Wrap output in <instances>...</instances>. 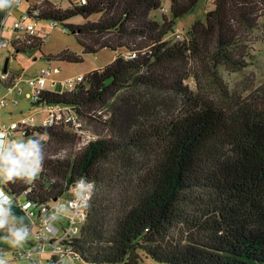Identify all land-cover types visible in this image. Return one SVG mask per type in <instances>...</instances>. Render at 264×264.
I'll use <instances>...</instances> for the list:
<instances>
[{
    "label": "trees",
    "instance_id": "16d2710c",
    "mask_svg": "<svg viewBox=\"0 0 264 264\" xmlns=\"http://www.w3.org/2000/svg\"><path fill=\"white\" fill-rule=\"evenodd\" d=\"M201 1L170 0L171 18L163 13L161 20L152 14L162 0H71L67 9L40 0L27 11L54 26L81 17L82 24L66 27L83 54L128 53L73 90L43 91L32 104L70 108L84 130L96 121L102 126L89 132L94 140L83 145L71 123L38 128L48 136L39 175L2 185L13 200L30 188L28 199L44 204L81 177L92 181L86 222L66 241L81 262L139 264L144 255L162 264H264V85L244 95L218 72L249 67V37L264 0H214L188 38L168 40ZM28 39L12 41L13 49L44 45L35 34ZM39 243L31 233L13 259Z\"/></svg>",
    "mask_w": 264,
    "mask_h": 264
},
{
    "label": "rangeland",
    "instance_id": "374dc122",
    "mask_svg": "<svg viewBox=\"0 0 264 264\" xmlns=\"http://www.w3.org/2000/svg\"><path fill=\"white\" fill-rule=\"evenodd\" d=\"M49 1L55 5H58L59 7H62V9H67L70 6L69 1L71 0ZM39 2L40 0H24L23 4L20 7L15 8L14 15L9 19L6 25V30L3 33L6 38L14 40L16 36L23 35L22 32H16L14 30L10 31L9 27L14 24V22L21 16V14L27 13V11L31 7H34ZM170 5V0H162V7L166 10V12H163L162 9L154 12L152 16L157 20H161L162 14L165 13L169 18H171ZM213 9L214 5L210 0H202L195 8L193 13L176 21L174 28L175 33L172 36L170 35V37H168V40L181 41L188 38L189 30L191 26L196 22V20H205L206 14ZM38 22L39 23H37V30L35 35L39 38H42L44 41V45L43 47H41V49L34 48L29 49L24 53H17L16 50H14L12 46H10L8 51L0 52V78L1 75L4 74L6 62L7 60H9L7 65L8 73L16 75L23 81L21 85V88L23 89L22 95H8L7 89L4 88V85L0 80V99L8 98L10 100L6 108L0 107V131L4 126L17 124L25 118L33 117L36 120L37 124H40L46 118V113L43 111L44 106L33 107V99H30L26 96L27 93L31 92V89L27 86L26 81L36 78L42 69L51 71V75L47 79L45 89H48L51 92L62 93L70 90V86H62L65 84V82L72 79L74 81L80 76L83 77L84 75H87L93 71L105 68L107 65L111 64L114 61L115 57L120 53H123L125 55L128 54L125 50L116 53L109 49H104L97 54H83V49L78 43L77 38L70 32L68 27H66L67 24H82L83 19L81 17L73 18L65 24L54 23L55 26L48 21ZM177 34H180L181 38L178 39ZM18 42L21 44L23 43L22 41ZM249 45L251 47V54L253 55V58L250 60L249 67L244 72L231 73L225 68H220L218 70L219 76L231 90H234L238 93H243L244 95H248L250 92L257 90L259 87L264 85V16L260 18L259 26L252 32L251 36L249 37ZM66 53L82 56L83 61L80 63H69L66 61L57 60L58 56ZM51 58L56 59L51 60ZM54 82H57L56 86H54ZM187 83L193 90H197L194 79H190ZM14 99L18 101V105L13 104L12 101ZM95 122L88 121L85 123L88 131H86L87 129H83V131L81 130V133L80 131H78V133H80L83 138V145L89 143L88 139L91 136L89 132L101 131L100 127L102 125L98 123L95 124ZM76 123L78 129L80 130L83 126V123L79 121H76ZM26 200L28 199L24 196H21L14 199L12 205V213L17 217L22 218L25 225L30 221H28V219L26 220V218L19 213V204L27 202ZM59 204L66 205V201L62 200ZM71 220L72 219L68 212L67 215H61L59 217V221L58 223H56V225L60 227L62 224V227L67 228L68 231L69 228L78 226V224L74 225ZM83 225L84 223L81 225L80 230ZM34 232L39 233V235L43 238L47 237V235L39 226H34ZM58 238H60V236H58ZM16 249L18 248H10L7 244L0 242V254L6 256L7 260L9 261L8 264H31V262H29L28 260L13 261V252ZM50 259L51 256L47 251L43 252L41 255L34 254L32 257L33 261L46 262ZM66 264L86 263L81 261L75 262L70 259L66 262ZM139 264L162 263H156L151 258L142 255V260L139 262Z\"/></svg>",
    "mask_w": 264,
    "mask_h": 264
},
{
    "label": "built area",
    "instance_id": "2783aa9c",
    "mask_svg": "<svg viewBox=\"0 0 264 264\" xmlns=\"http://www.w3.org/2000/svg\"><path fill=\"white\" fill-rule=\"evenodd\" d=\"M10 1H12L13 6L4 10L3 17L0 19V52L3 50H8L9 47L12 46V41H22V38L19 36H16L14 40L11 41L3 34L7 19L12 15L14 9L20 7L24 2V0ZM210 1L214 2L213 0ZM39 14L40 12L38 10H34V13H32V15H30L29 13L21 15V17L14 22L11 30L22 32L27 36H33L36 33L37 28V22L35 21V18H37ZM177 38H181L180 34H177ZM50 75L51 71L42 69L36 78L26 81L27 86L31 89V92H29L26 96L30 99H33L34 103L37 101V97L43 91L48 90L45 89V86ZM82 78L83 77L80 76L74 81L73 79L69 80L62 86H70V90H73L74 84L76 86L82 80ZM0 80L5 89H7L8 95H22L23 89L21 88V85L23 81L16 75L12 73H4L3 75H1ZM56 84L57 82H54V86H56ZM9 101L10 100L8 98L0 99V107H7ZM12 102L14 105H18V101L16 99H14ZM43 111L46 113V118L40 124H37L36 120L33 117H29L22 119L17 124L4 126L1 131H3L6 134L7 139L10 140L39 135L41 140L43 141H47L48 136L43 132L37 131L38 128L45 129L51 128L61 123H71V125L67 124L68 126H71V129H69L71 132L73 131L75 133H78V131H80L81 133V130L83 131L82 127L80 130L78 129L76 123V121H78L77 114L75 115V113L70 108L62 105H48L43 107ZM88 140H94V137L90 136ZM73 189H75V186L70 189L68 194L63 196L61 199L44 204L33 202L28 199V196H30V188L26 189L23 192L22 196L28 199L26 201H31L32 206L30 208L24 209L23 202V204H19V209L24 212L28 221H30L27 226H29L32 235L37 240H41L43 243H39L34 249H24L21 251H17V253L15 254V259L13 261L28 260L29 262H31V264H66V262L71 259L72 261L79 262L80 259L75 254L73 247L70 244L66 243V241L69 240V238H71L72 236L78 235L81 225L86 222L87 213L85 208L73 207L69 210L72 223L74 225L78 224V226L71 227L68 231L67 228L62 227V224L60 227L56 225V223H58L59 221V218L47 224L44 222V217L52 215L55 212L57 206L60 205V201L65 200L66 205L64 206L67 207L69 202L76 200ZM83 199L84 195H81L80 200H77V204H79ZM35 225L39 226L44 231V233L47 235L46 238H43L39 235V233L34 232ZM58 236H60V238H58ZM45 251L50 254V260L46 262L32 260L34 254L41 255ZM0 256L7 259L2 254H0Z\"/></svg>",
    "mask_w": 264,
    "mask_h": 264
},
{
    "label": "clouds",
    "instance_id": "9594fccd",
    "mask_svg": "<svg viewBox=\"0 0 264 264\" xmlns=\"http://www.w3.org/2000/svg\"><path fill=\"white\" fill-rule=\"evenodd\" d=\"M7 7L9 0H0V8ZM43 160V143L39 135L10 140L0 131V185L15 184L17 181L31 183L39 174ZM93 188L92 181L81 177L75 182L73 190L76 200L69 202L67 207L58 205L52 215L44 217V222L47 224L61 215H67L73 207L87 208ZM81 195H84V199L77 204ZM12 205V196L0 187V242L10 248H19L29 239L31 230L23 223L22 218L12 213ZM31 206V201H27L23 208ZM0 264H8V260L0 256Z\"/></svg>",
    "mask_w": 264,
    "mask_h": 264
},
{
    "label": "crops",
    "instance_id": "0c3cea01",
    "mask_svg": "<svg viewBox=\"0 0 264 264\" xmlns=\"http://www.w3.org/2000/svg\"><path fill=\"white\" fill-rule=\"evenodd\" d=\"M10 1V0H9ZM13 6V3H12V1H10L9 2V7H7V8H0V19L3 17V12H4V10H6V9H8V8H11ZM14 11H15V9H14ZM14 11H13V13H12V15L11 16H13L14 15ZM23 14H25V13H23ZM23 14H21V15H23ZM11 16L7 19V21H6V24H5V28H4V31H3V33L5 32V30H6V25H7V23H8V21H9V19L11 18ZM21 17V16H20ZM19 17V18H20ZM12 29V26L11 27H9V30L10 31H12L11 30ZM19 37H21L22 38V42L23 43H26V45H29V43H30V40L28 39V36L27 35H25L24 33H23V35L22 36H19ZM12 41V40H11ZM17 43V42H16ZM9 50V49H8ZM8 50H3V51H8ZM2 52V51H1ZM17 52V51H16ZM17 53H19V52H17ZM4 73H8V69H7V71L6 72H4ZM5 88V87H4ZM28 94V93H27ZM1 187H2V185H0Z\"/></svg>",
    "mask_w": 264,
    "mask_h": 264
},
{
    "label": "water",
    "instance_id": "95a60500",
    "mask_svg": "<svg viewBox=\"0 0 264 264\" xmlns=\"http://www.w3.org/2000/svg\"><path fill=\"white\" fill-rule=\"evenodd\" d=\"M8 61H9V60H7V62H6V66H5V68H4V72H6V71H7V65H8Z\"/></svg>",
    "mask_w": 264,
    "mask_h": 264
},
{
    "label": "bare ground",
    "instance_id": "6f19581e",
    "mask_svg": "<svg viewBox=\"0 0 264 264\" xmlns=\"http://www.w3.org/2000/svg\"><path fill=\"white\" fill-rule=\"evenodd\" d=\"M3 186H5V185H3Z\"/></svg>",
    "mask_w": 264,
    "mask_h": 264
}]
</instances>
